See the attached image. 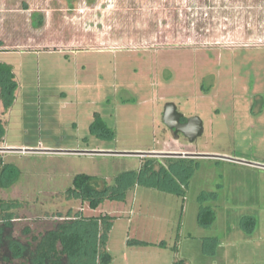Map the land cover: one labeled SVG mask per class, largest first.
Returning a JSON list of instances; mask_svg holds the SVG:
<instances>
[{"label":"rangeland","instance_id":"rangeland-1","mask_svg":"<svg viewBox=\"0 0 264 264\" xmlns=\"http://www.w3.org/2000/svg\"><path fill=\"white\" fill-rule=\"evenodd\" d=\"M38 1L0 0V63L18 84L8 110L0 97L14 236L109 215L111 264H264V0H104L77 21ZM166 101L203 135L166 138ZM131 173L124 202L68 197L77 175L126 187Z\"/></svg>","mask_w":264,"mask_h":264},{"label":"trees","instance_id":"trees-1","mask_svg":"<svg viewBox=\"0 0 264 264\" xmlns=\"http://www.w3.org/2000/svg\"><path fill=\"white\" fill-rule=\"evenodd\" d=\"M14 69L11 65L0 63V97L8 110L15 100V91L18 87ZM96 122L103 124L102 117L95 115ZM5 122L0 120V143L5 136ZM152 160L151 174H160L155 171ZM3 164L0 158V165ZM9 165H4L3 171ZM130 176L126 187H118L123 180L115 179L114 184H108L106 179L90 175H77L73 187L68 190V197L88 202L94 210L105 201H125L128 186L136 184L135 174ZM187 180V179H186ZM13 183V182H11ZM9 185L0 179V186ZM174 189H169L172 192ZM176 191V190H175ZM180 194V191H176ZM19 201L6 202L0 200V264H111L112 256L108 250V235L113 227V218L104 215L98 218H84L80 214L56 229L44 234L31 235L25 230L26 239L14 236V210L19 209ZM204 218V217H203ZM201 220V222L205 221ZM137 244L150 245L138 241ZM177 264H185L181 261Z\"/></svg>","mask_w":264,"mask_h":264},{"label":"flooded vegetation","instance_id":"flooded-vegetation-1","mask_svg":"<svg viewBox=\"0 0 264 264\" xmlns=\"http://www.w3.org/2000/svg\"><path fill=\"white\" fill-rule=\"evenodd\" d=\"M46 1L48 2L54 1V3L61 6L62 9H59L60 11L63 12L62 15L59 14V16L61 17L63 16L61 20L63 19L72 20L71 18H73V20H76V21H77V15L80 16L81 12H84L85 9L102 10L104 7V3H106L104 0H42V2H46ZM38 2H40V0ZM28 3H29V0L26 4ZM22 8H25V10H30L34 17H35L34 14H41V13L49 14L50 12L54 14V9L52 8L51 9L52 11L49 12L48 7H43L42 9L36 11V13L32 9H30L31 7L29 8L28 5L27 7L23 5ZM169 103L175 104L173 101H166L165 108ZM165 108H164V111L162 112L163 116H164ZM177 110L179 113L183 115V117H181V120H180L181 124H186L190 118L195 117V116H186L184 113L179 111L178 107H177ZM163 116H162V119H163ZM163 124L168 130V134H166V138L171 137V138H174L175 140H179L182 137H184L189 140V138L183 132L181 131L178 132L176 128H170L167 124L164 123V120H163ZM152 157H158V156H152Z\"/></svg>","mask_w":264,"mask_h":264},{"label":"water","instance_id":"water-1","mask_svg":"<svg viewBox=\"0 0 264 264\" xmlns=\"http://www.w3.org/2000/svg\"><path fill=\"white\" fill-rule=\"evenodd\" d=\"M181 117H183V115L178 112L175 104L169 103L166 106L163 120L170 128H176L178 132H183L189 138L190 142H194L197 138L203 135L204 126L199 117L195 116L190 118L186 124H181ZM146 154L151 155L155 153Z\"/></svg>","mask_w":264,"mask_h":264}]
</instances>
